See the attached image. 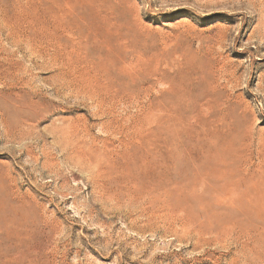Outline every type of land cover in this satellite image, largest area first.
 <instances>
[{
	"label": "rangeland",
	"instance_id": "rangeland-1",
	"mask_svg": "<svg viewBox=\"0 0 264 264\" xmlns=\"http://www.w3.org/2000/svg\"><path fill=\"white\" fill-rule=\"evenodd\" d=\"M97 1L115 33L82 24L78 0H0V264H264V0ZM53 53L138 99L115 110L129 133L137 103L159 107L178 189L167 223L126 216L92 184L99 159L137 139L105 125L79 78L63 84Z\"/></svg>",
	"mask_w": 264,
	"mask_h": 264
},
{
	"label": "bare ground",
	"instance_id": "bare-ground-1",
	"mask_svg": "<svg viewBox=\"0 0 264 264\" xmlns=\"http://www.w3.org/2000/svg\"><path fill=\"white\" fill-rule=\"evenodd\" d=\"M63 1L69 2V0H63ZM79 1H80V6H81V8H80V12H81L80 20H81L82 24L85 23L86 19L89 16L92 19H97V21H95L94 25L96 26V28L100 32H102V33H106V32L107 33H115L113 24L109 21L111 19L108 17V15L103 13V11H106V12H108V11L107 10H97V5H98L97 0H78V2ZM54 2H55V4H58L57 1H54ZM54 6H56V5H54ZM51 8H52V6H51ZM34 53H35L34 51H31L32 55ZM45 54L46 53H44V52H38L39 58L44 57ZM0 55H1V51H0ZM62 57H64V56L61 53H53L51 55V59L53 62L57 61L58 59H61ZM46 58H47V56H46ZM77 63H78L77 60H75L69 56L68 57L65 56L63 58V61H60V67H57V70H58L59 78L63 81V84L66 85L67 80H70V82H72V80L74 78H79L80 81H78V82H76L77 79H74L75 88H81L84 84H85L84 85L85 88H86V86H89L90 88L87 92L88 93L87 98L95 101L94 104L97 105L96 107L99 108L100 113H102V115L104 117L107 116V117L111 118L110 120H108V122H106L105 125L110 126V123L114 122L118 125L117 130L120 132H123L125 134L124 135L125 137L130 138L131 136H133L137 139L136 149H132V147L128 146L127 144H124L123 145V151L121 153H118L116 155H112V154L108 155V153H107L106 157L99 159V161L95 165V169L92 170L91 175L89 177L91 179L92 184L101 193V197L106 202H108L110 204V207L121 209L122 212L124 214H126V216H127V214L137 215L138 217L143 218L144 222L147 220L149 222V224L152 221L153 222L154 221H156V222L161 221V223H163V224L167 223L168 219L172 215V214L171 215L169 214L170 212L168 211L167 203H168L169 199H171V196H174L175 193H177L178 189L176 186L172 185L171 184L172 182L169 181L165 177V175L163 174V164L161 161L164 159H162V155L160 153V147H161V144H163V143L160 144V141H159L160 140L159 136L161 135L160 130H161V124H162V117L163 116H159V115H161L159 110L158 111L160 114H156L155 119L152 120L149 116V114L153 115V112L155 110L159 109V107L158 106L156 107L154 105L145 106V105H141V104L137 103L136 104L137 106L135 105L136 109H137L135 116L132 117V116H129L128 113H126L123 120L134 119L138 115H143L146 118H141L137 122V126H135V129L133 130V132L129 133L127 131V128L123 125V122L121 121V119L115 118V116H116L115 110H116L117 106H122L125 109L129 108L131 106V104L134 103L133 99L135 100L137 98L131 97V96H129V97L125 96V97L117 98V96H115L114 94H112L109 91H107L106 89H104L102 87L101 82H99V81L96 82V80L93 78H92L93 83H90V82L86 83L88 80L84 79V75L88 76L89 73L85 72V71L82 72V69H81V72H78L77 71L78 66L76 65ZM4 66H5L4 63L0 59V81L7 80L8 82H10L12 79L10 74H12V72L9 71L10 72V74H9L6 71V69L3 68ZM71 66H73L72 67L73 70L70 68ZM82 90L83 89H81V91ZM132 101H133V103H131ZM131 108H132V106H131ZM129 113H131V112H129ZM178 128H179V126H178ZM64 135L66 136V138L68 140L70 139V140L75 141L76 139L77 140L79 139V131L75 130V129L64 132ZM168 157H169V155H168ZM105 158H106V160H105ZM167 159L168 158H165V160H167ZM173 164H174V162H173ZM168 165H170V164H168ZM171 171H173V170H171ZM250 185H251V183H250ZM257 189H258L260 196L264 197V171H260L258 174ZM220 198H219V201H221ZM260 199L261 198H259V200ZM108 203H107V205H108ZM164 208H165V210H164ZM107 211H109V209ZM111 211H113V210H111ZM118 213H116V214H118ZM129 218H131V217H129ZM132 218H131V220H134ZM172 218H174V217H172ZM126 220H128V219H126ZM136 221H138V220H136ZM139 221H141V220H139ZM174 221H176V220H174ZM131 225H132V223H131ZM133 225H134V223H133ZM151 226L152 225H150V227ZM156 226H158V225H156ZM159 226H161V225H159ZM162 226H164V225H162ZM227 236H228V234H227ZM252 237H254V236H252ZM243 239H244V237H243ZM242 242L244 243V241H242ZM241 247H242V245H241ZM239 253H241V252H239ZM238 255H240V254H238ZM18 256H20V255H18ZM14 257H16V256H14ZM244 257H246V254ZM240 258H242V257H240ZM238 260H240V259H238ZM243 263H245V261Z\"/></svg>",
	"mask_w": 264,
	"mask_h": 264
}]
</instances>
